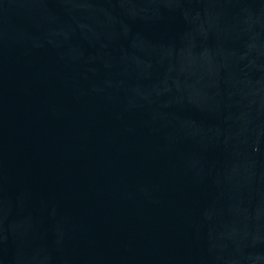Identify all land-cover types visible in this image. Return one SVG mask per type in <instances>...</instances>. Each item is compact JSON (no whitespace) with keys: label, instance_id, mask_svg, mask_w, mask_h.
<instances>
[{"label":"water","instance_id":"water-1","mask_svg":"<svg viewBox=\"0 0 264 264\" xmlns=\"http://www.w3.org/2000/svg\"><path fill=\"white\" fill-rule=\"evenodd\" d=\"M0 264H264V0H0Z\"/></svg>","mask_w":264,"mask_h":264}]
</instances>
